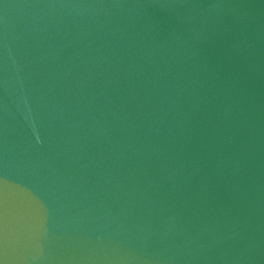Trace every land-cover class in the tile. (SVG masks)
Instances as JSON below:
<instances>
[{"label":"water","instance_id":"water-1","mask_svg":"<svg viewBox=\"0 0 264 264\" xmlns=\"http://www.w3.org/2000/svg\"><path fill=\"white\" fill-rule=\"evenodd\" d=\"M0 264H264V0H0Z\"/></svg>","mask_w":264,"mask_h":264}]
</instances>
